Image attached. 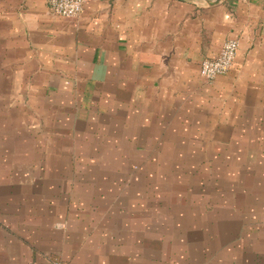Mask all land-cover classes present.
<instances>
[{
  "label": "crops",
  "instance_id": "1",
  "mask_svg": "<svg viewBox=\"0 0 264 264\" xmlns=\"http://www.w3.org/2000/svg\"><path fill=\"white\" fill-rule=\"evenodd\" d=\"M217 1L0 0V264H264V0Z\"/></svg>",
  "mask_w": 264,
  "mask_h": 264
},
{
  "label": "built area",
  "instance_id": "2",
  "mask_svg": "<svg viewBox=\"0 0 264 264\" xmlns=\"http://www.w3.org/2000/svg\"><path fill=\"white\" fill-rule=\"evenodd\" d=\"M89 1L102 0H48L49 9L56 16L75 18L84 10ZM239 49L238 39L226 40L215 58L204 59L200 67V75L207 81H213L217 77L228 74L235 65L237 51ZM40 264V263H31ZM44 264H66L58 260H50Z\"/></svg>",
  "mask_w": 264,
  "mask_h": 264
},
{
  "label": "water",
  "instance_id": "3",
  "mask_svg": "<svg viewBox=\"0 0 264 264\" xmlns=\"http://www.w3.org/2000/svg\"><path fill=\"white\" fill-rule=\"evenodd\" d=\"M220 0H218L217 2H219Z\"/></svg>",
  "mask_w": 264,
  "mask_h": 264
}]
</instances>
